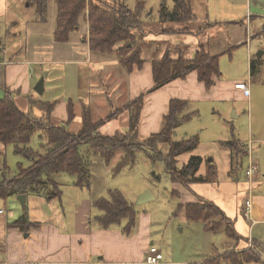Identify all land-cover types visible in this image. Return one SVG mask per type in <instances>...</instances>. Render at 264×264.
Returning <instances> with one entry per match:
<instances>
[{"label":"crops","instance_id":"1","mask_svg":"<svg viewBox=\"0 0 264 264\" xmlns=\"http://www.w3.org/2000/svg\"><path fill=\"white\" fill-rule=\"evenodd\" d=\"M189 2L194 17L177 22L193 23L197 21L196 13L199 11L209 17L208 20H204L205 24L201 27H185L183 29L158 27L160 31L156 34H145L138 43L140 47L142 46L144 60L141 64H135L131 68L123 66L115 55L92 51L89 41L84 37L89 31L86 19L84 21L87 23L86 31L83 32L80 30L81 28L76 30L68 41H56L54 36L56 22L54 29L50 31L41 28L36 23L30 30H27L26 45L18 58H0V97H3L6 91L13 92L17 105L25 111L31 108L32 100L54 102L52 121L57 124L63 123L75 132L83 126L84 107L90 105L94 120L103 119L99 131L107 135H114L119 132L127 133L130 110L126 108L125 104L142 95L144 102L139 126L141 139H146L151 134L160 131L164 116L169 112L172 99L189 101L191 103L190 111L196 114L191 120L174 129L173 140L195 137L198 140V146L194 150L180 155L178 165L182 167L192 156H200L203 163L198 174L205 175L208 164H211L216 170V176L212 182H194L188 186L180 183H178L179 185L172 184L174 191L182 196L179 209L181 205L199 204L203 201L213 202L225 213L233 225L234 234H236L235 236L228 232L230 224L227 222H225L226 226L220 227L217 231L224 228L226 235L232 239V241L225 242V246L230 247L226 251H251L255 244V239L251 236L253 227L260 221L264 222V192L260 190L259 194L253 196L252 216L256 222L249 220L245 214L247 194L251 189L260 187L264 181L256 179L259 175L252 180L246 175L250 162L249 150L241 165V168L245 167L244 176L242 174V178H240V169L237 173L234 172L235 165L230 149L223 146L220 141L235 139L240 144L250 142L251 158L255 160L259 171H261L259 161L254 158V154L252 155L254 141L247 140L248 138L237 139L233 129L230 138L212 137L210 133L200 129L199 125L196 126L199 133L194 136L191 132L193 123H189L192 120L195 122V119L200 121L205 111L210 108L213 114L219 115L225 114L227 106H234V116H239L237 101L239 99L247 101L252 92L250 95H245L243 90L235 87V84L241 80L231 76H222V71L220 76L214 75L215 84L207 87L205 82L199 79L197 70L189 72L186 77L176 78L152 90L155 85L153 60L161 58L165 53H169L173 59H192L200 51L219 54L220 57L227 52L231 53L230 48L211 51L209 41H200V34L218 28L222 29L229 25L230 22L226 20V17L232 12V7L222 6L219 10L226 16L217 17L215 22H211L208 2L205 0H189ZM259 9L264 10V4H260ZM86 13H88V7ZM42 21H47V19ZM158 23L163 24L161 16H159ZM241 23L240 26H243L244 23L243 25ZM248 40L249 36L247 35L243 45L251 42ZM150 44L152 46L147 50V46ZM248 48L249 53L245 61L246 64L249 63V74L250 77H253L250 46ZM0 50L2 54L5 53L4 46H0ZM118 72H120L119 81L116 76ZM45 73V88L44 92L40 94L35 90V86ZM95 77L98 78L97 81ZM102 79L111 83L110 90L109 88L103 90L100 84ZM246 82L249 84L250 81ZM107 91H110L114 96L117 110L107 106ZM70 99L74 103L75 116L71 121H68V101ZM103 112L110 114V117L107 115V118H103ZM176 129L178 131L182 129L183 136H180L182 138H175ZM253 129L252 125L250 131ZM212 133L216 134L217 132ZM256 141L263 144L264 135L259 134ZM209 144H214L216 150V146H220L222 148L219 149L221 156L212 154L209 157L207 153H212V148L204 149ZM242 147L247 150L249 145ZM180 157L185 158L182 164L179 161ZM74 181H70L73 184L72 190L75 192V198L67 200V203H70L69 210H66L63 199L64 190L59 180L62 189L61 197L49 200L45 196L28 193L23 209L15 211L10 209L6 214L0 210V264H147L145 258L152 246H156L163 253V264L198 263L184 258L189 257L184 252L175 251L169 255L165 254L162 243L157 245V239L152 235L151 212L139 214L137 228L129 235H125L120 226L109 229L101 228L94 220H91V217L102 213L92 207L94 199L92 193L90 190L85 191L81 187L77 188ZM139 194L142 193L139 192L137 196ZM152 196L139 204L153 200L155 195ZM130 203L133 204L131 201ZM60 211L62 213H59ZM22 217L26 218L23 228L18 225ZM180 219L183 224L185 222H189V225L190 223L200 224L208 234L216 233L207 230L206 224L209 223V220H190L184 207L180 210ZM15 221L18 223L14 224ZM229 244H233V246H229ZM212 246V251L208 254L211 257L207 256L201 260L202 264L205 262L217 264L212 260L217 259V256L222 253L215 255L214 244ZM258 247H261V244ZM252 254H254L253 250ZM255 257L257 256L255 255Z\"/></svg>","mask_w":264,"mask_h":264},{"label":"trees","instance_id":"2","mask_svg":"<svg viewBox=\"0 0 264 264\" xmlns=\"http://www.w3.org/2000/svg\"><path fill=\"white\" fill-rule=\"evenodd\" d=\"M32 1L36 3L42 20H46L49 0H31V3ZM56 1L57 16L54 31L56 41L70 40L72 33L80 29L82 20L86 19L89 31L84 37L89 41L93 52L115 55L127 68L143 62L142 49L138 45L141 37H138L135 31L142 26L141 4H139L140 9L133 10L123 3L108 5L104 0ZM87 7L88 13H86ZM162 11V21H186L194 17L189 0H176L174 11L169 13L166 9ZM219 57V54L200 51L192 59H173L169 53H165L161 58L153 60L155 85L152 90L176 78L186 77L193 70H197L199 79L205 82L207 87H211L216 82L214 75L221 74ZM254 69L255 63L252 61V73ZM100 84L104 91L108 90L107 88L110 90V83L102 79ZM111 95L110 91L106 92L107 106L117 110L114 96ZM143 102L144 97L141 95L125 104L130 110L127 133L107 135L99 131L103 119L94 120L90 105L84 107L83 126L75 132L63 123L57 124L52 121L54 102L32 100L31 108L25 111L17 105L14 93L6 91L5 96L0 98V142L12 143L15 146V152L31 160L32 163L29 166L19 163L18 172L15 174L3 172L0 176V198L24 193L46 198L61 197L62 189L57 177L59 173L74 174L76 186L91 188L92 170L90 159L83 150L84 144L99 151L106 163H109L114 155L121 151V159L114 168L115 174H118L127 163L133 165L138 154L143 152L153 163L163 160L166 172L172 176L173 182L188 186L194 182L214 181L216 170L211 164H208L205 175L198 174L203 163L200 156H192L182 167L178 165L180 155L198 146V140L195 137L173 140L174 129L191 120L196 114L189 109L191 103L187 100L172 99L160 131L146 139H141L139 126ZM35 107L40 113L35 111ZM68 113V121H71L75 116L74 103L71 99L68 101ZM38 130L46 141L43 147L44 152L36 151L28 146L33 134ZM220 143L230 149L235 165L234 172L237 173L244 157L248 155V149H244L235 139L220 141ZM160 145L167 146L168 151L164 152L159 148ZM155 178L159 179L160 176L156 175ZM92 207L102 212L96 217H91V220H94L101 228L120 226L125 235L131 234L137 228L138 212L118 188L109 189L108 197L94 198ZM183 207L190 220H209L206 224L208 231L217 232L222 223L227 222L230 224L228 232L234 234L232 223L222 209L213 202L203 201L199 204L181 205L180 209ZM17 223L18 221L14 222V224ZM25 223L26 218L22 217L18 225L23 228ZM230 252H233V255L227 252L221 256V259L237 262L239 257H242L240 260H249V258L246 259V255L253 256L250 260L256 258L252 250L250 254H246V250L238 252V255H235L234 251ZM212 261L219 263L218 259Z\"/></svg>","mask_w":264,"mask_h":264},{"label":"rangeland","instance_id":"3","mask_svg":"<svg viewBox=\"0 0 264 264\" xmlns=\"http://www.w3.org/2000/svg\"><path fill=\"white\" fill-rule=\"evenodd\" d=\"M104 1L108 5L123 3L133 10L140 9L139 4H141L142 26H140V29H135L138 37L141 38L148 33L156 34V32L160 31L158 27L178 29H183L185 27H201L206 22L204 20H208L209 18L207 14L198 11L196 13L198 20L193 23L174 21H166L165 23V21H162L163 24H159V16H161V12H163L162 9H166L168 13L174 11L176 0ZM205 2H208L209 5L211 22H215L218 18L226 16L219 10L222 6L229 5L232 7V12L226 17V20L230 22L228 23L229 25L222 29L218 28L214 31H205L203 33L204 35L200 34V41H209V48L211 51L215 49H220L221 51L222 49H231V53L227 52L220 57L222 76H231L241 81H250L249 84L252 96L250 95L247 101L244 99H239L237 101L236 104L237 110L240 113L239 116H234V106H227L225 114L222 113L219 115L213 114L211 108L208 109L205 111L200 121H196L195 119V122L192 120L191 123H189H193L191 132L192 135L197 136L199 131L196 129V126L199 125L200 129L210 133L212 137L222 136L219 138H230L232 137L231 133L233 129L234 136L237 139L248 138L247 140H253L252 155L254 154V158L259 161L261 168L259 177L256 179L258 181H264V143L262 144L256 141L259 134L264 135V10H258V6L264 4V0H205ZM56 15V0H49L47 21H42L36 3L33 1L31 3V0H1L0 46H4L5 53L2 54L0 50V58H18L23 53L26 45L25 37L27 30H30L36 23H38L37 25H40L41 28L48 31L53 30L55 27ZM241 22L244 23L243 26H240ZM81 25L80 30L85 32L87 23L82 20ZM247 35L249 36L248 41L252 43H248L249 45L245 43L243 45ZM152 44L147 46V50ZM248 46H250V57H252V61L255 63V69L252 74L253 77H250L249 63L247 62L246 64L245 61L249 53ZM258 54L260 57H258ZM119 73L120 72L116 75L118 81L120 80ZM95 80L97 81L98 78L95 77ZM35 111L40 113L36 107ZM102 115L103 118H107L106 116L110 114L103 112ZM252 125L254 129L250 131ZM178 129H176L177 131L175 133L176 139H180L182 138L180 136H183L182 129L179 131ZM212 132L217 133L214 134ZM45 143V139L41 137V131L38 130L33 134L28 146L36 151L44 152L45 149L43 147ZM216 147L217 150L214 148V144H209L204 148H209L208 150L212 148V153H207L209 157L212 156V154L221 156L219 149L222 148L220 146ZM159 148L164 152L168 151V147L165 145H160ZM83 150L90 159L92 185L91 188H81L85 191L90 190L94 198L97 196L108 197L109 189L118 188L125 197L133 203L132 205L137 210L138 216L141 212H151L153 222L151 225V230L153 231L152 235L157 239V245L162 243V248L166 255L172 254L175 251L178 253L184 252L185 255L189 256L184 258H189L192 261L198 262L196 264H202L200 262L201 260L205 257L207 258V256H209V258L211 257V255L208 254L212 251V245L214 244V254L217 255L222 253L217 256L219 264H264V222L262 223V221H260L255 224L251 235L255 239L254 248H252L253 253L260 258L257 256V259L250 260L253 256L246 255L250 254V251L246 250V259L249 258V260H240L242 257H239L237 262H224V258L221 259V256L229 251H226V249L230 248L225 246V242L232 241V239L226 235L223 230L224 228L219 232L208 234L203 230L200 224L190 223L189 225V222H185V224L181 222L180 210L182 209H179V202L182 196L174 191L172 184H176L177 182H173L172 176L166 172L163 160L153 163L149 157L142 152L138 154L133 165L127 163L118 174H115L114 168L121 159V151H118L110 162L106 163L101 153L97 150H93L89 145L84 144ZM179 161L180 164H182L185 158L180 157ZM19 163H23L24 166H29L32 161L17 154L15 152V146L12 143L4 144L0 142V176H2L3 172H7V174L17 173ZM244 170L245 167L240 168V178H242V174L244 176ZM156 175L160 176V178L156 179ZM57 177L64 190L63 199L66 204V210H69L70 203H67V200L75 198V192L72 190L73 184H71L70 181L75 180L76 175L59 173ZM76 187L79 188L80 186ZM147 189H150L152 194L156 197L154 196L153 200L144 204H138V199L141 194L138 196L137 194L139 192L143 193ZM260 190L264 192V183L257 189H251L247 197L250 193L252 197L259 194V192H261ZM18 195L0 198V210L6 214L10 209H12V211L23 209L24 205L19 200ZM135 196L137 197L135 198ZM48 199L52 200L54 198ZM22 212H24V210H22ZM59 213H62V211ZM224 226H226L225 222L222 223L221 227ZM257 244L258 246L261 244V247H258ZM229 246H233V244H229ZM229 253L233 255V252ZM234 253L235 255L239 254L238 252ZM177 258L180 259L179 257ZM205 264L207 263L205 262Z\"/></svg>","mask_w":264,"mask_h":264},{"label":"built area","instance_id":"4","mask_svg":"<svg viewBox=\"0 0 264 264\" xmlns=\"http://www.w3.org/2000/svg\"><path fill=\"white\" fill-rule=\"evenodd\" d=\"M235 87L238 89L243 90L245 95H250L251 93V88L250 85L246 81H239L235 84ZM242 146L249 145L248 150H249V166L246 170V175L249 177L250 180L252 178L256 177L259 175V167L258 164L251 158L250 152H251V143H242ZM252 207H253V197L251 194H249L247 201H246V216L249 220L252 222H256L254 217L252 216ZM164 258V255L162 252L159 251V249L156 246H152L149 249L147 258H146V263L147 264H163L162 260Z\"/></svg>","mask_w":264,"mask_h":264},{"label":"water","instance_id":"5","mask_svg":"<svg viewBox=\"0 0 264 264\" xmlns=\"http://www.w3.org/2000/svg\"><path fill=\"white\" fill-rule=\"evenodd\" d=\"M258 57H260V55L258 54ZM45 78H46V73L44 74V75H42L41 76V78L38 80V82H37V84H36V86H35V90L38 92V93H40V94H42L43 92H44V88H45ZM212 160V159H211ZM153 194H152V192H151V190L150 189H147L144 193H142L141 194V196L139 197V199H138V204L139 203H143L144 201H146V200H148L150 197L149 196H151V197H153L152 196ZM26 196H27V194H19L18 195V198H19V200L21 201V203L23 204V205H25V202H26Z\"/></svg>","mask_w":264,"mask_h":264}]
</instances>
